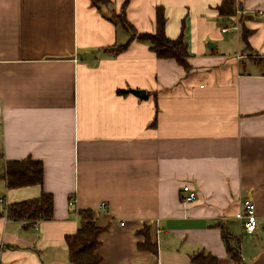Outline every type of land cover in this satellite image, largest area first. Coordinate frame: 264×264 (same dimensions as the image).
Listing matches in <instances>:
<instances>
[{
    "label": "crops",
    "instance_id": "obj_1",
    "mask_svg": "<svg viewBox=\"0 0 264 264\" xmlns=\"http://www.w3.org/2000/svg\"><path fill=\"white\" fill-rule=\"evenodd\" d=\"M111 1L0 0V212L43 194L55 206L51 221L0 217L1 264H70L81 211L103 229L101 264H264V0H237L231 18L223 0H131L139 33L156 32L157 8L170 39L184 32L190 71L129 43L115 18L127 0ZM22 160L44 164L41 185L8 186ZM246 201L254 234L235 218Z\"/></svg>",
    "mask_w": 264,
    "mask_h": 264
},
{
    "label": "trees",
    "instance_id": "obj_2",
    "mask_svg": "<svg viewBox=\"0 0 264 264\" xmlns=\"http://www.w3.org/2000/svg\"><path fill=\"white\" fill-rule=\"evenodd\" d=\"M92 4L98 8L103 5H110L111 0H91ZM237 0H223L222 4L217 8L220 17L231 18L235 17ZM131 3L127 0L121 7L120 13L115 16L120 21L122 26L130 33L129 43L140 41L149 44L150 49L155 53L159 60H174L181 65L186 71H190L191 66L189 60L191 55L189 47L185 42L184 32L175 40L170 39L166 34L167 17L164 8H157L156 14V32L151 34L139 33L130 24L126 10ZM249 32L244 31L243 41L247 44ZM119 45L114 48V52H121L127 49L130 44ZM7 178L10 188H20L27 186L41 185L44 182V164L38 161L22 160L20 162L8 161L7 163ZM54 197L52 194H43L40 198L30 201H24L8 206V211L0 212V217H6L10 221L15 222H42L51 221L54 217ZM80 228L76 234L66 238L67 247L69 250L70 264H101L102 259L98 255V250L101 247L100 236L103 229L94 219L92 212L81 211ZM222 237L227 246V251L230 257L237 262H242V250L239 241L221 227ZM146 233V232H143ZM148 240L150 239L149 234ZM141 248L145 246H140ZM152 252L157 253V248L152 249ZM191 264H219L217 258L206 253H198L191 258Z\"/></svg>",
    "mask_w": 264,
    "mask_h": 264
},
{
    "label": "built area",
    "instance_id": "obj_3",
    "mask_svg": "<svg viewBox=\"0 0 264 264\" xmlns=\"http://www.w3.org/2000/svg\"><path fill=\"white\" fill-rule=\"evenodd\" d=\"M261 16H263V13H260ZM238 26L235 25V28ZM223 31H228L229 28L226 26H222ZM239 28V27H238ZM183 197H182V203L184 204H192L196 202L198 199L197 191H193L188 186L183 187ZM72 202V201H71ZM102 208H106L107 205L102 204ZM6 212L8 211V206H6ZM255 212V205L249 201H246L244 203V210L243 212H240V214L236 215V219L243 221V229L249 234H254L256 232V228L258 225V217L254 214ZM0 264H1V257H0Z\"/></svg>",
    "mask_w": 264,
    "mask_h": 264
},
{
    "label": "water",
    "instance_id": "obj_4",
    "mask_svg": "<svg viewBox=\"0 0 264 264\" xmlns=\"http://www.w3.org/2000/svg\"><path fill=\"white\" fill-rule=\"evenodd\" d=\"M132 93L135 95H137L138 97H140L141 99H144L146 97V91H142V90H135L132 91Z\"/></svg>",
    "mask_w": 264,
    "mask_h": 264
},
{
    "label": "rangeland",
    "instance_id": "obj_5",
    "mask_svg": "<svg viewBox=\"0 0 264 264\" xmlns=\"http://www.w3.org/2000/svg\"><path fill=\"white\" fill-rule=\"evenodd\" d=\"M103 6H104V5H103ZM103 6H102V7H103ZM105 6H106V5H105ZM119 13H120V12H119ZM119 13H118V14H119ZM73 202H74V201H72V203H73Z\"/></svg>",
    "mask_w": 264,
    "mask_h": 264
}]
</instances>
